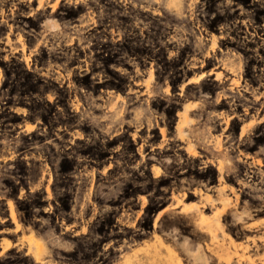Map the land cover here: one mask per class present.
<instances>
[{
    "label": "rangeland",
    "instance_id": "rangeland-1",
    "mask_svg": "<svg viewBox=\"0 0 264 264\" xmlns=\"http://www.w3.org/2000/svg\"><path fill=\"white\" fill-rule=\"evenodd\" d=\"M0 264H264V0H0Z\"/></svg>",
    "mask_w": 264,
    "mask_h": 264
}]
</instances>
